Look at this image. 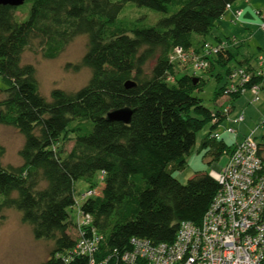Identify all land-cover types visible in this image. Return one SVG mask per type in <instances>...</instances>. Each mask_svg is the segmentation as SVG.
Instances as JSON below:
<instances>
[{
  "label": "trees",
  "instance_id": "1",
  "mask_svg": "<svg viewBox=\"0 0 264 264\" xmlns=\"http://www.w3.org/2000/svg\"><path fill=\"white\" fill-rule=\"evenodd\" d=\"M237 1L26 0L27 11L23 5H0V125L17 129L24 138L19 166L3 165L0 146V216L15 209L36 240L53 242L40 264H89L80 256L65 262L77 241L68 230L74 228L69 211L76 204L79 180L99 187L97 196L80 205L105 237L97 262L117 264L133 237L169 243L181 222L201 223L219 184L203 172L182 184L174 173L186 167L204 126L216 128L214 118L221 119L224 106L202 105L195 96L201 88L198 72L177 77L170 56L175 48L202 53L210 43L194 35L209 34L227 5ZM127 4L164 16L148 25V16L128 14ZM78 36L88 42L74 68L87 67L91 77L76 92L52 90L48 101L39 92L35 67L23 64L22 55L33 47L44 58L55 59ZM211 57L222 69L235 55L226 46ZM249 62L239 61L235 68L253 74L250 85L262 84L264 76H257V65ZM232 70L227 68V83L216 91L215 100L227 90ZM168 76L174 82L166 81ZM127 82L134 86L127 88ZM242 96L230 94L226 105ZM124 108L132 110L129 123L108 119L110 112ZM68 138L73 144L64 152L61 145ZM202 147L210 148L208 164L231 151L211 137Z\"/></svg>",
  "mask_w": 264,
  "mask_h": 264
},
{
  "label": "built area",
  "instance_id": "2",
  "mask_svg": "<svg viewBox=\"0 0 264 264\" xmlns=\"http://www.w3.org/2000/svg\"><path fill=\"white\" fill-rule=\"evenodd\" d=\"M227 11L232 12L234 21L243 14L242 9L233 5H227ZM261 28L264 30V23ZM225 47L223 42L215 46L205 44L202 53L175 48L170 61L181 65L190 61L191 70L196 74L207 69L208 56ZM256 75L264 76V57L257 58ZM252 78L253 74L245 68L233 69L228 76L226 95L249 92L253 102H258L261 88L259 84L250 85ZM165 80L174 82L175 79L168 76ZM233 110V106L225 105L221 119L214 118L216 128L211 139L221 141L222 134L237 136L235 126L244 122V115H232ZM260 148L255 132L241 141L236 140L226 166L209 172L220 188L201 223L181 222L175 239L169 243L153 244L133 237L130 249L119 254L117 264H264V159ZM98 191V186L88 188L82 195L83 200L97 196ZM80 205L77 201L74 205L78 211V220L74 222L77 241L65 262L80 256L86 257L89 264H104L97 262L95 255L105 237L98 233L92 216L83 213Z\"/></svg>",
  "mask_w": 264,
  "mask_h": 264
},
{
  "label": "rangeland",
  "instance_id": "3",
  "mask_svg": "<svg viewBox=\"0 0 264 264\" xmlns=\"http://www.w3.org/2000/svg\"><path fill=\"white\" fill-rule=\"evenodd\" d=\"M241 1L243 0H238L233 4V7L236 8ZM247 4L249 8L238 21L231 20L229 18L230 13L226 11L209 34L194 35L195 40L206 41L211 45H217L219 43L218 39H220L235 55L234 59L230 60L227 66L222 69L216 64V57L209 58L207 69L198 72L196 75L201 79V88L195 91V96L200 97L202 105L209 109H213L215 106H225L230 102V95H226L225 92L218 99L215 100L214 98L216 91L227 83L226 72L228 67L234 69L239 65V61L242 62L245 59L256 66L257 58L264 57V30L261 28V24L264 23V0H248ZM29 7L28 4H25L21 9L27 11ZM125 11H129L128 14L130 15L146 14L148 19L145 21L148 25L154 24L164 16L155 11L137 8L133 4H127ZM22 13L19 12L21 18L23 17ZM87 42L86 36L76 37L55 59L44 58L40 50L33 47L23 53L22 63L31 64L35 67L39 92L46 100H51V92L54 89L76 92L87 85L91 77V71L84 66H80L78 69L74 68L76 64H80L86 53ZM176 65L175 75L177 77L192 74L190 61L182 65L176 62ZM218 74L223 76L220 82L216 78ZM259 88H261V91L258 102H253V95L246 92L245 95L232 104L234 108L232 115L243 114L244 122L235 126L238 131L237 136L222 134V141L231 147L237 139L241 141L242 138L255 132V139L261 145L264 156V79ZM1 89H4V84L0 78ZM211 131L210 124H207L197 134L196 144L187 157L186 167L174 173V177L180 183L186 184L196 172L209 173L213 169H221L226 166L228 154H223L221 158L212 164H208L212 159L208 153L210 148L202 147V143L210 138L211 134L209 132ZM23 142L24 138L17 129L0 125V146L4 150L2 158L4 166H19L22 163L19 151L23 146ZM72 144V138H68L62 142L61 147L64 152H67L71 149ZM97 181L99 182L98 179ZM88 188L89 184L85 180H79L75 183L74 196L78 205L84 201L82 195ZM69 212L70 218L76 222L78 220L77 206ZM1 215L0 264H40L44 262L49 256L53 242L36 240L31 226L22 221L21 213L17 210H4ZM68 233L73 238L77 237L72 226L69 227Z\"/></svg>",
  "mask_w": 264,
  "mask_h": 264
},
{
  "label": "water",
  "instance_id": "4",
  "mask_svg": "<svg viewBox=\"0 0 264 264\" xmlns=\"http://www.w3.org/2000/svg\"><path fill=\"white\" fill-rule=\"evenodd\" d=\"M26 0H0V5L11 6V7H18L24 4ZM197 80H195V83ZM134 86L133 82H127L126 87ZM132 116V110L130 109H119L114 110L108 114V119L111 121H118L123 123H129Z\"/></svg>",
  "mask_w": 264,
  "mask_h": 264
},
{
  "label": "crops",
  "instance_id": "5",
  "mask_svg": "<svg viewBox=\"0 0 264 264\" xmlns=\"http://www.w3.org/2000/svg\"><path fill=\"white\" fill-rule=\"evenodd\" d=\"M248 0H243L241 2H239V4H237V7L236 8H240L243 10V14L245 13V11H247V9L249 8V5L247 4ZM230 13V19L232 20L233 19V14L231 11H228ZM243 14L241 15V17L243 16ZM240 17V18H241ZM224 19V18H223ZM220 40V39H218ZM231 53H233L231 50H230ZM234 54V53H233ZM245 60H248V59H245ZM250 64H252L251 62H249ZM238 140V139H237Z\"/></svg>",
  "mask_w": 264,
  "mask_h": 264
}]
</instances>
